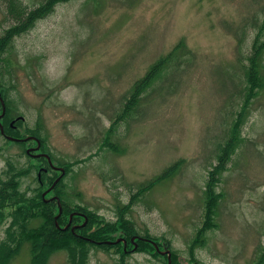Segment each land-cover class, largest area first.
I'll list each match as a JSON object with an SVG mask.
<instances>
[{"label": "rangeland", "instance_id": "374dc122", "mask_svg": "<svg viewBox=\"0 0 264 264\" xmlns=\"http://www.w3.org/2000/svg\"><path fill=\"white\" fill-rule=\"evenodd\" d=\"M21 1L31 10L45 0ZM263 21L264 0L61 2L14 37L2 82L14 118L24 117L20 133L42 125L44 143L37 152L51 154L56 164L80 160L65 180L75 202L116 220L119 205L180 161L176 173L146 191L128 216L139 231L148 230L161 243L169 240L178 264H192V256L200 264H253L264 247V89L252 100L244 142L216 186L222 194L218 227L207 232L205 245L193 251L190 245L202 225L215 150L243 104V66ZM11 23L0 0V34ZM178 44L179 54L141 94L134 114L120 119L110 134L118 148L102 145L134 83ZM35 145L0 133V174L8 157L20 166L42 164L24 154ZM33 176L24 188L37 185ZM118 258L92 248L88 264H120ZM127 263L167 259L152 250L135 251ZM8 264H30L28 246ZM47 264L72 263L62 250Z\"/></svg>", "mask_w": 264, "mask_h": 264}, {"label": "trees", "instance_id": "16d2710c", "mask_svg": "<svg viewBox=\"0 0 264 264\" xmlns=\"http://www.w3.org/2000/svg\"><path fill=\"white\" fill-rule=\"evenodd\" d=\"M69 1L70 0H45L40 2V6L30 10L29 6L25 5L21 0H5L7 13L13 23L8 25L0 34V92L6 103V113L2 118V124L6 132L10 133L11 136L17 138L36 136L44 143V140L41 138L42 136L38 133L42 127L39 122L34 128L28 127L25 136H23L18 129V125H21L23 120H16V129L8 127L9 121L13 119L14 116L9 95L5 92L4 83L2 82V78L5 79L9 71V59L6 54L12 49L15 36L32 29L40 18L46 17L52 13L58 3ZM256 28L257 30L250 55L247 57V63L243 66L244 77L247 83L245 89L240 92L243 95V104H241L240 111H238L236 115L237 117H235L231 127H229L224 142H220L215 150L217 163H214L212 166L213 168L208 172V179L204 190L202 225L196 230V234L191 241V251H193L195 247L205 245L207 241V232L218 227L215 216L222 194L217 193L216 186L220 181V176L227 169V165L232 159V156L244 142L242 127L250 112L249 107L252 104V100L264 89V21ZM181 47V44L174 47L165 56L156 61L149 68L147 73L134 83L124 105L117 113L119 116L111 123L102 145H106V147L111 149L118 148L117 145L111 141L110 137V134L114 133L118 121L134 114L136 107L140 103L141 94L161 76L167 64L179 54ZM1 111L2 105L0 102V113ZM29 141L18 142L24 144ZM24 154L28 158L33 157L27 153V149ZM49 155L54 165L64 167L66 172L55 188L45 197L43 196V192L51 186L54 180L61 174L60 171L51 168L47 158L36 157L39 158L38 161L42 162L40 165L25 164L21 166L17 165L10 157L6 160L4 175L0 174V229L4 224H8L6 226L7 236L5 239L0 240V264H8L12 258L20 253L24 245L28 246L30 252V264H47L48 259L53 253L62 250L67 251L72 264H88L89 254L92 248H99L107 253L113 251L119 255L118 263L128 264L127 258L135 251L152 250L155 257L162 255L156 250L151 240H154L159 245L160 249L166 247L171 249L169 240L164 239L163 243H161L158 238L148 230L144 232L139 231L136 223L128 214L146 191L151 189L156 183L176 173V170L181 164L180 161L169 166L154 180L142 185L136 193L132 194L128 203L121 204L117 207L116 220H108L86 205L75 202V200L68 195L65 180L72 172L73 166L80 160H76V163L59 161L56 164L52 155ZM43 161L46 164L45 166H42ZM44 168H46V170H44ZM34 173H36V175ZM39 173L41 175L40 178ZM31 176L34 177L37 185L35 187L29 186L24 188L25 179ZM53 194L59 196L63 209L57 220L56 215L59 212L58 204L56 200L50 199ZM77 195L81 196V193ZM74 212H78V214L73 215L70 227L67 229L60 228L69 223L70 215ZM80 213L86 215L87 222L85 225L75 228L73 231L71 226L82 224L86 220ZM56 222H58L60 227L57 226ZM134 236H137L136 242L138 243V247L133 251L131 238ZM120 237L127 240V251L124 250V244L122 242L111 243V241H116ZM161 246L164 247L161 248ZM262 249V253L258 254L253 264H264V247ZM171 251L173 264H178L179 254L176 250L171 249ZM163 256L166 257L168 264L167 255ZM191 261L192 264L195 262L198 263L197 258L193 256Z\"/></svg>", "mask_w": 264, "mask_h": 264}, {"label": "water", "instance_id": "95a60500", "mask_svg": "<svg viewBox=\"0 0 264 264\" xmlns=\"http://www.w3.org/2000/svg\"><path fill=\"white\" fill-rule=\"evenodd\" d=\"M0 102L2 104V112L0 114V132L1 133H4V128H3V125L1 123V119L3 118V116L5 115L6 113V104H5V101L0 93ZM19 118H24V117H19ZM8 139L10 140H14V141H29V140H36L37 142V146L35 147H31V148H28L27 149V153L32 155L33 157H45L47 158L48 160V163L49 165L53 168V169H56L58 171L61 172V174L54 180V182L51 184V186L49 188H47L44 192H43V196L45 197L50 191H52L55 186L57 185V183L60 181V179L63 177V175L65 174L66 170L64 167H60V166H55L53 164V161H52V158L51 156L48 154V153H45V152H41V153H33V151H37L41 148V145H42V142L39 138L35 137V136H28V137H24V138H17V137H13V136H7ZM44 170H46V168H44ZM40 173H39V178H40ZM50 199L52 200H56L57 201V204H58V209H59V212L58 214L56 215V220L58 219V217L61 215L63 209H62V203H61V200L59 198V196L55 195L53 197H51ZM74 214H78V212H74L73 214L70 215V221L69 223L64 226V227H60V225L58 224V222H56L57 226L62 228V229H67L68 227H70L71 225V220H72V217ZM81 215H83L85 217V221L81 224V225H74L71 227V229L74 231L75 228H79L81 227L82 225H85V223L87 222V217L84 213H80ZM137 236H134L131 238V242L132 244L134 245L133 246V251L137 249L138 247V243L135 241L137 238ZM119 242H122L124 244V250L127 251V245H128V242L125 238L123 237H120L118 238L116 241H111V243H119ZM151 242L153 243V245L155 246L156 250L162 254V255H167V258H168V264H173V260H172V251L171 249L169 248H164L163 250L160 249L159 245L154 241V240H151ZM193 264H198V263H193Z\"/></svg>", "mask_w": 264, "mask_h": 264}, {"label": "flooded vegetation", "instance_id": "af4514ba", "mask_svg": "<svg viewBox=\"0 0 264 264\" xmlns=\"http://www.w3.org/2000/svg\"><path fill=\"white\" fill-rule=\"evenodd\" d=\"M16 119H17V117L11 119V120L9 121V123H8V127H11V128H13V129H16V128H17V124L15 123V122H16ZM22 120H24V119L22 118ZM1 123H2V120H1ZM2 125H3V124H2ZM3 128H4V126H3ZM1 135H3L5 138H7V136H11L10 133L6 132L5 128H4V133H2ZM33 141H35V140H33ZM35 142H36V141H35ZM36 145H37V143H36ZM36 145H35V146H36ZM35 146H30L29 148H31V147H35ZM34 152L37 153V151H34ZM53 196H55V194H53L51 197H53ZM80 216H81V215H80ZM83 220H84V217H83ZM127 246H128V245H127Z\"/></svg>", "mask_w": 264, "mask_h": 264}]
</instances>
